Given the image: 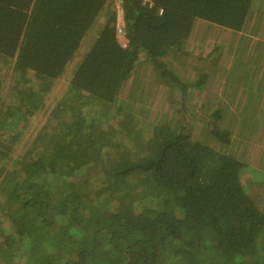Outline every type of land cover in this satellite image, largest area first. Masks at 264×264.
Wrapping results in <instances>:
<instances>
[{
    "label": "trees",
    "instance_id": "1",
    "mask_svg": "<svg viewBox=\"0 0 264 264\" xmlns=\"http://www.w3.org/2000/svg\"><path fill=\"white\" fill-rule=\"evenodd\" d=\"M119 5L121 36L115 0H0V264H264V187L247 192L244 163L191 137L183 107L169 122L148 121L118 97L147 62L185 100L205 75L182 83L165 54L184 51L197 20L240 30L253 0ZM83 40L93 41L48 107ZM199 111L207 134L231 144L215 121L224 110ZM97 179L105 185L87 190Z\"/></svg>",
    "mask_w": 264,
    "mask_h": 264
},
{
    "label": "rangeland",
    "instance_id": "2",
    "mask_svg": "<svg viewBox=\"0 0 264 264\" xmlns=\"http://www.w3.org/2000/svg\"><path fill=\"white\" fill-rule=\"evenodd\" d=\"M115 1L118 12L119 0ZM97 29L99 26L95 25V32ZM91 33L94 32L89 34ZM88 41H82L65 72L55 80V86L47 96L48 107L53 105L65 90L74 66L93 40L90 43ZM183 49V53H166L163 57L179 80L193 85L199 74L205 75L199 88L187 87L185 100L181 99V89L171 87L172 84L168 80L159 77L155 69L144 62L135 67L127 83H124L118 96L119 101L132 113L148 121L158 122H169L173 113L183 107L184 124L190 129L191 137L201 138L215 151L228 152L244 163L241 183L246 186L247 192L256 198L257 190L260 191L264 187V175L260 177L259 174H264V0H253V7L245 24L237 31L197 20ZM214 49L217 51L205 58V55ZM199 56L201 58H198ZM6 84L7 81L4 82V87ZM1 91L4 93V88ZM235 95L238 103H243L242 107L234 106ZM202 106L206 113L214 108L224 110L215 121L219 127L230 132L231 144L222 146L207 134L205 126L206 130L202 128L206 119L199 111ZM45 117L46 114L42 113L31 120L30 132L23 141L24 147L43 125ZM208 119L213 120V117ZM113 129L116 131L109 128L107 131L115 136L119 128ZM19 146L17 145L21 148ZM18 155L19 152L11 153L8 168ZM111 156L102 158L110 161L108 159H111ZM98 178H103L102 174H99ZM103 185L105 182L102 179L89 180L87 190L97 191ZM140 188L141 186L137 185L133 193H137ZM1 194L0 190V201H3ZM109 201L112 205L119 202Z\"/></svg>",
    "mask_w": 264,
    "mask_h": 264
},
{
    "label": "built area",
    "instance_id": "3",
    "mask_svg": "<svg viewBox=\"0 0 264 264\" xmlns=\"http://www.w3.org/2000/svg\"><path fill=\"white\" fill-rule=\"evenodd\" d=\"M120 7V6H118ZM122 11H121V8L120 10L117 12V21H116V24H115V28H116V33L118 36H121L123 35V23H122Z\"/></svg>",
    "mask_w": 264,
    "mask_h": 264
},
{
    "label": "crops",
    "instance_id": "4",
    "mask_svg": "<svg viewBox=\"0 0 264 264\" xmlns=\"http://www.w3.org/2000/svg\"><path fill=\"white\" fill-rule=\"evenodd\" d=\"M259 80V79H258Z\"/></svg>",
    "mask_w": 264,
    "mask_h": 264
}]
</instances>
